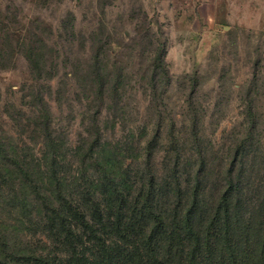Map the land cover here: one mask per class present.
<instances>
[{
	"label": "trees",
	"instance_id": "obj_1",
	"mask_svg": "<svg viewBox=\"0 0 264 264\" xmlns=\"http://www.w3.org/2000/svg\"><path fill=\"white\" fill-rule=\"evenodd\" d=\"M140 11L137 37L146 44L134 54L144 62L137 72L123 58L111 64L120 42L99 27L78 31L73 14L60 22L59 36L77 40L78 52L49 59L43 39L25 45L29 79L49 92L24 82L29 118L11 116L41 148L0 132V264H264V194L236 175V151L224 161L223 179L210 176L214 148L199 134L191 100L182 112L165 104L172 82L166 41ZM10 59L0 50V67ZM133 83L146 91L144 122L127 96ZM71 94L83 115L77 138L55 122ZM36 238L52 244L48 252L32 248Z\"/></svg>",
	"mask_w": 264,
	"mask_h": 264
},
{
	"label": "rangeland",
	"instance_id": "obj_2",
	"mask_svg": "<svg viewBox=\"0 0 264 264\" xmlns=\"http://www.w3.org/2000/svg\"><path fill=\"white\" fill-rule=\"evenodd\" d=\"M140 9L152 19V31L161 27L159 37L166 41L172 82L164 94L165 104L171 111L182 112L181 107L191 100L200 116L199 134L214 148L210 176L218 183L227 171L226 157L236 151V175L247 180L253 193L264 194V0H0V50L11 54L4 61L7 68L0 67L2 135L34 149L42 145L41 139L28 137L11 119L15 116L23 122L29 118L28 99L21 98L24 82L34 90L41 84L42 91L49 92L47 83L29 79L22 56L25 45L43 39L38 43L49 59L57 51L78 52L82 46L77 40L71 43L59 36L60 22L73 14L78 31L90 33L99 27L105 38L120 42L112 45L111 64L123 58V64L137 72L144 65L134 55L142 43L137 37L143 17ZM133 84L127 96L134 117L144 122L150 114L146 91L140 83ZM52 85L57 88L58 79ZM74 94L65 101L63 112L55 111V122L77 138L83 115ZM160 156L163 152L157 158V170L162 172ZM218 191L215 188L214 193ZM30 245L43 253L52 246L37 238Z\"/></svg>",
	"mask_w": 264,
	"mask_h": 264
}]
</instances>
